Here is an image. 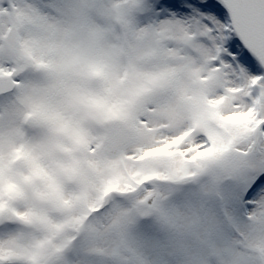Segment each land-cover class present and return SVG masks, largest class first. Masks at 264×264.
Returning a JSON list of instances; mask_svg holds the SVG:
<instances>
[{"label":"snow or ice","instance_id":"1","mask_svg":"<svg viewBox=\"0 0 264 264\" xmlns=\"http://www.w3.org/2000/svg\"><path fill=\"white\" fill-rule=\"evenodd\" d=\"M0 264H264V0H0Z\"/></svg>","mask_w":264,"mask_h":264}]
</instances>
